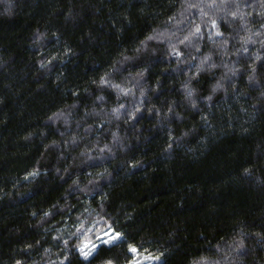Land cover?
Here are the masks:
<instances>
[{"label":"trees","instance_id":"1","mask_svg":"<svg viewBox=\"0 0 264 264\" xmlns=\"http://www.w3.org/2000/svg\"><path fill=\"white\" fill-rule=\"evenodd\" d=\"M237 2L0 0V264H85L109 227L91 264H264V12Z\"/></svg>","mask_w":264,"mask_h":264},{"label":"snow or ice","instance_id":"2","mask_svg":"<svg viewBox=\"0 0 264 264\" xmlns=\"http://www.w3.org/2000/svg\"><path fill=\"white\" fill-rule=\"evenodd\" d=\"M229 2L230 0H219V3H217V0H208V7L209 8H215L217 11H224L226 8H229ZM231 3L233 5V8H229L228 12H227V17H231V20L229 21V23L234 22L238 17H240L242 19V14L240 13V6L239 3L237 2V0H231ZM188 8H197V9H201V14L203 16H208V13L202 10V6L199 3L196 4H188L187 5ZM234 9V10H233ZM261 9L262 12H264V0H261ZM251 15V13H250ZM227 17H225V19H227ZM171 19V18H170ZM207 23L215 30V35L217 37H223L224 33L220 30V25L218 24V21L214 18H209V20L207 21ZM260 28L264 29V23L260 24ZM201 32V28L200 26H195V33H200ZM191 35V33H190ZM256 35H264V33L261 32H257ZM151 37H149L148 39H150ZM188 37L185 36V40H187ZM242 39H245V41L252 39V34L247 35L246 37H243ZM256 41L253 40V43H255ZM143 43V41L141 42ZM260 43L262 45H264V40H261ZM228 44V40L227 39H222L220 41V47H224L225 45ZM243 51L244 52H248L249 49L247 47H243ZM173 51H175V49H173ZM177 55H180L179 52L176 53ZM205 60H208L209 57L205 56L204 58ZM254 60L260 61V64L257 65L255 62H253L252 64L249 65L251 71L248 72V80L250 82H256L258 83V81H256V76L254 75V73L260 71V70H264V59H262V57L260 55L255 56ZM202 66V65H201ZM201 66H197V71L200 70ZM41 67H44L43 64H41ZM209 67H215L214 64H210ZM229 71H234V69H229ZM101 84H106L107 81L104 79V77H101L100 80ZM262 87H264V85H260ZM224 85L221 84L219 81H217V83L214 85L212 91L215 92L218 88H223ZM185 88V96L187 98H191L194 89L188 87V85H184ZM123 91L127 92V89H124ZM143 90H141V95H143ZM260 95L262 97H264V92H261ZM97 99H100V97H97ZM193 106H195V102L193 101ZM172 109L169 108V112H171ZM113 112H116L115 109H113ZM177 118L179 117V113H176ZM107 147V146H105ZM246 173L248 172L247 169L244 170ZM75 183V182H74ZM33 215H35V213H33ZM45 216L48 215L47 213L44 214ZM257 236H259V233L256 234ZM102 236L104 237V239L102 240L101 244L102 245H109V246H114L116 243L121 242L122 240V234L118 231H114L111 227L108 228L107 231L102 233ZM235 248L239 250V252L241 254H246L245 252V245H244V240L241 238L239 240L238 243L235 244ZM75 251L78 252L81 260L83 262H85V264H91V260L95 257V255L98 254L99 251V245L97 244H92L90 246L87 245H79L75 248ZM129 251L131 253H136L137 249L132 246L129 245ZM154 259H160L159 257H155ZM66 260H68V264H71V260L70 258L66 257ZM16 264H21V261H16ZM104 264H112V260H106L104 262ZM131 264H135V261L131 262ZM164 264H166V261L164 262Z\"/></svg>","mask_w":264,"mask_h":264},{"label":"rangeland","instance_id":"3","mask_svg":"<svg viewBox=\"0 0 264 264\" xmlns=\"http://www.w3.org/2000/svg\"><path fill=\"white\" fill-rule=\"evenodd\" d=\"M104 239V237L102 236L101 240L97 243H91V242H86L84 243V245L90 246L92 244H101L102 240ZM158 262L157 259H154L153 257L150 256H146V255H142L141 257L137 258L135 260V264H156Z\"/></svg>","mask_w":264,"mask_h":264},{"label":"clouds","instance_id":"4","mask_svg":"<svg viewBox=\"0 0 264 264\" xmlns=\"http://www.w3.org/2000/svg\"><path fill=\"white\" fill-rule=\"evenodd\" d=\"M214 85H215V84H214ZM214 85H212V89H213ZM205 99H208V98L206 97Z\"/></svg>","mask_w":264,"mask_h":264}]
</instances>
